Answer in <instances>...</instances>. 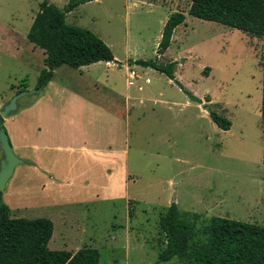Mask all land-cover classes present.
Returning <instances> with one entry per match:
<instances>
[{"label":"rangeland","instance_id":"obj_1","mask_svg":"<svg viewBox=\"0 0 264 264\" xmlns=\"http://www.w3.org/2000/svg\"><path fill=\"white\" fill-rule=\"evenodd\" d=\"M42 1L0 0V109L19 91L37 89L46 53L28 32ZM50 1L63 8L70 0ZM190 4H80L67 22L101 37L119 64H64L43 91L18 100L23 148L13 149L25 163L4 200L12 216L54 222L51 249L91 246L100 264H179L158 262L165 244L159 220L172 202L205 222L222 216L264 226L263 39L191 16ZM175 11L186 19L159 60L178 62L183 88L134 63L158 57ZM210 108L229 118L231 129L220 128ZM36 157L39 165L30 163Z\"/></svg>","mask_w":264,"mask_h":264},{"label":"trees","instance_id":"obj_2","mask_svg":"<svg viewBox=\"0 0 264 264\" xmlns=\"http://www.w3.org/2000/svg\"><path fill=\"white\" fill-rule=\"evenodd\" d=\"M89 1L92 0H70L63 8L50 0L41 2L40 10L28 32V39L46 53L45 68L38 77L36 88H46L56 69L64 64L80 68L99 61H115L112 49L101 37L89 29L67 22L69 12ZM188 13L240 29L251 36L262 38L264 42V0H191ZM185 19L184 12H173L163 27L157 49L158 57L134 62L167 74L182 88L175 74L178 62H161L159 57L166 53L176 28ZM262 67L264 141V43ZM186 92L192 100L202 102L190 91ZM210 101L207 98V102ZM209 113L220 128L231 129L232 122L224 114L211 108ZM159 225L165 244L160 250L158 262H169L177 258L179 264H264L262 225L222 216H213L205 222L202 221L201 213L181 211L176 202H172L160 216ZM53 232L54 222L50 218L12 216L10 206L0 191V264H100V252L91 246H83L76 252L51 249L49 242Z\"/></svg>","mask_w":264,"mask_h":264},{"label":"water","instance_id":"obj_3","mask_svg":"<svg viewBox=\"0 0 264 264\" xmlns=\"http://www.w3.org/2000/svg\"><path fill=\"white\" fill-rule=\"evenodd\" d=\"M116 64H119L115 61ZM43 87L35 90L21 91L14 95L11 100L0 109V148L3 151V157L0 161V191L4 192L8 181L15 173V169L18 165L24 164L25 160L18 157L13 149L10 136L5 126V119L18 109V100L26 95L32 93H39L43 91Z\"/></svg>","mask_w":264,"mask_h":264},{"label":"crops","instance_id":"obj_4","mask_svg":"<svg viewBox=\"0 0 264 264\" xmlns=\"http://www.w3.org/2000/svg\"><path fill=\"white\" fill-rule=\"evenodd\" d=\"M165 23V22H164ZM179 27V26H178ZM177 29V28H176ZM167 52V51H166ZM100 62V61H99ZM106 62V61H105ZM86 66H89V65H86ZM83 67V66H82ZM131 73H130V75H129V77L130 78H134L136 75H137V73H136V71H135V75H132V70L130 71ZM176 74V73H175ZM147 80H149L148 78H147ZM49 83H51V81L49 82ZM129 84H131V82L129 81L128 82ZM44 90V89H43ZM71 94L72 95H76L75 93H73V92H71ZM77 96H74V98H76ZM25 110V109H24ZM130 110V109H129ZM23 111V110H22ZM21 112V111H20ZM130 112H131V110H130ZM18 112H16V113H14L13 115H11L8 119H7V121H6V123H5V126H6V128H7V131H8V134H9V136H10V139H11V142H12V144H15L17 147H22L23 148V144H22V142H23V139H22V134H23V132L21 131V129H20V126L18 125V123H19V118H18ZM30 126V125H29ZM28 126V127H29ZM11 130H13V132L11 131ZM26 131H27V128L25 129ZM12 132V133H11ZM18 134V135H17ZM32 159H34V160H32L30 163H33V164H35V165H39V163H40V158L38 157H36V158H32ZM41 168H42V166H41ZM3 199H4V193H3ZM5 201V200H4ZM60 201V200H59ZM6 202V201H5ZM13 202H15L16 203V205L18 204V201H14V199L12 200V206H13ZM7 203V202H6ZM8 204V203H7ZM9 205V204H8ZM21 205V204H20ZM10 206V205H9ZM10 209H11V211H12V209H13V207L11 208L10 207ZM12 213V212H11ZM12 215V214H11ZM14 217H16V216H14ZM78 250V249H77ZM76 250V251H77ZM76 251H73V252H76Z\"/></svg>","mask_w":264,"mask_h":264},{"label":"built area","instance_id":"obj_5","mask_svg":"<svg viewBox=\"0 0 264 264\" xmlns=\"http://www.w3.org/2000/svg\"><path fill=\"white\" fill-rule=\"evenodd\" d=\"M136 73H135V71H132V75H135Z\"/></svg>","mask_w":264,"mask_h":264}]
</instances>
